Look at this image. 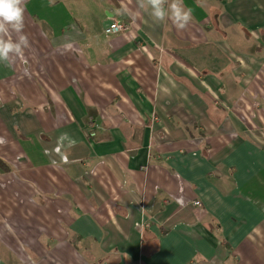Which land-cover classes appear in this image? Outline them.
<instances>
[{
    "label": "crops",
    "instance_id": "1",
    "mask_svg": "<svg viewBox=\"0 0 264 264\" xmlns=\"http://www.w3.org/2000/svg\"><path fill=\"white\" fill-rule=\"evenodd\" d=\"M183 4L178 30L137 0H26L0 264H264V0Z\"/></svg>",
    "mask_w": 264,
    "mask_h": 264
},
{
    "label": "clouds",
    "instance_id": "2",
    "mask_svg": "<svg viewBox=\"0 0 264 264\" xmlns=\"http://www.w3.org/2000/svg\"><path fill=\"white\" fill-rule=\"evenodd\" d=\"M137 4L157 23L170 19L178 30L185 29L193 19L183 0H137ZM25 10L26 0H0V64L9 68L17 59H23L25 49L31 46L24 32ZM123 11L126 13L128 9Z\"/></svg>",
    "mask_w": 264,
    "mask_h": 264
},
{
    "label": "built area",
    "instance_id": "3",
    "mask_svg": "<svg viewBox=\"0 0 264 264\" xmlns=\"http://www.w3.org/2000/svg\"><path fill=\"white\" fill-rule=\"evenodd\" d=\"M131 28V25L126 21L114 19L105 28V32L108 34H123ZM195 205L201 206L200 201H196Z\"/></svg>",
    "mask_w": 264,
    "mask_h": 264
},
{
    "label": "trees",
    "instance_id": "4",
    "mask_svg": "<svg viewBox=\"0 0 264 264\" xmlns=\"http://www.w3.org/2000/svg\"><path fill=\"white\" fill-rule=\"evenodd\" d=\"M4 165H5V164L3 163V161L0 160V168H1V167H5Z\"/></svg>",
    "mask_w": 264,
    "mask_h": 264
}]
</instances>
